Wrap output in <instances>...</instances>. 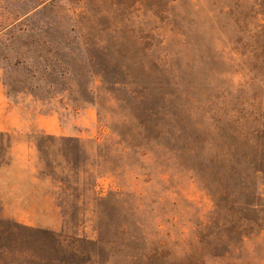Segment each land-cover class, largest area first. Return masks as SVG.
<instances>
[{
  "label": "rangeland",
  "instance_id": "374dc122",
  "mask_svg": "<svg viewBox=\"0 0 264 264\" xmlns=\"http://www.w3.org/2000/svg\"><path fill=\"white\" fill-rule=\"evenodd\" d=\"M0 72V264H264V0H0Z\"/></svg>",
  "mask_w": 264,
  "mask_h": 264
},
{
  "label": "crops",
  "instance_id": "0c3cea01",
  "mask_svg": "<svg viewBox=\"0 0 264 264\" xmlns=\"http://www.w3.org/2000/svg\"><path fill=\"white\" fill-rule=\"evenodd\" d=\"M3 78L5 77H3V74L0 72V190L3 180L5 183L11 185L17 184L19 180L26 181V179H32L37 181L35 183H38V181L41 182L42 180L40 177L41 173L37 175L39 179L32 175L30 177L25 175L24 177L26 178L19 177L18 180L11 178L3 179V175L14 172L15 168L19 165L18 159L26 161L29 154L41 152V147H39L34 140V138L36 139L37 137L29 134L31 127H33V123L21 113L17 97L14 96L9 83L4 81ZM38 121L42 122V126L49 124V120H44V116L37 119V122ZM20 165L21 167H25L26 163L21 162ZM12 189H14V186H12ZM1 200L2 198L0 196V214L9 213L7 210L3 209L5 206L2 204ZM17 213L21 214L22 212L17 211ZM11 220L14 222L31 221L16 217Z\"/></svg>",
  "mask_w": 264,
  "mask_h": 264
}]
</instances>
